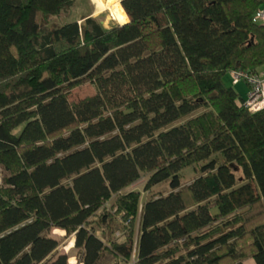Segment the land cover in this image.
Listing matches in <instances>:
<instances>
[{
  "label": "trees",
  "instance_id": "16d2710c",
  "mask_svg": "<svg viewBox=\"0 0 264 264\" xmlns=\"http://www.w3.org/2000/svg\"><path fill=\"white\" fill-rule=\"evenodd\" d=\"M77 1L0 0V264L47 263L55 230L81 264L131 262L140 193L118 199L123 244L90 220L145 173L172 192L143 205L134 264H264V110L225 81L264 67V0H120L111 28L52 25ZM83 82L96 94L71 102Z\"/></svg>",
  "mask_w": 264,
  "mask_h": 264
},
{
  "label": "rangeland",
  "instance_id": "374dc122",
  "mask_svg": "<svg viewBox=\"0 0 264 264\" xmlns=\"http://www.w3.org/2000/svg\"><path fill=\"white\" fill-rule=\"evenodd\" d=\"M120 0H116L114 5ZM122 2V1H121ZM76 6L69 12L68 16L65 17L63 20L55 19L53 20L52 25L54 24H62L65 21L72 22L77 21L85 17L91 15L92 17L96 18L101 25L105 28H111L114 24H119L118 19L117 21L113 19L108 12L103 11L106 9L104 4H100L99 0H78L75 4ZM113 8V11H114ZM123 8V7H122ZM124 10V9H123ZM125 12V11H124ZM115 16V11L113 13ZM117 18V16H116ZM227 84H231L230 79L227 78ZM235 90L239 93V88L235 87ZM97 90H95V86L90 84L89 82H83L80 86L72 88L69 90V99L71 102H78L81 99L87 97H93ZM203 164L194 166L193 168H188L182 171L181 174V185L189 186L195 178L200 176V168ZM2 176L3 171H0V187L2 184ZM150 174L145 173L142 175L141 179L129 188L123 190L119 195L112 196L100 210L97 211L95 217H93L90 222L93 228L96 230V236L100 237L104 243L107 245L112 240L113 242L121 243L126 241L127 233L130 231V224L129 221H126L123 217V213L120 214L117 212V202L118 199L121 198L122 195H127L129 193L138 192L140 193V205H139V214L135 220V227H134V236H135V244H134V255L131 262L123 261L120 257H116L112 253L106 252L101 260V264H134L135 263V256H136V244L137 240L139 239L140 233V216L141 210L143 205L151 200L158 198V196H166L172 192V188L168 182L158 184L155 187L147 189V182L150 178ZM238 178L241 177V173L237 171ZM105 216H109L108 223H103L102 220ZM111 216V217H110ZM53 236L60 241L59 249L49 258L48 262L51 263L52 260L56 259L62 253L67 254L70 257L69 263L70 264H81L78 261L77 255L79 251L74 248L75 238L72 236H67V233L63 230H55L53 232ZM47 262V263H48ZM44 263V264H47Z\"/></svg>",
  "mask_w": 264,
  "mask_h": 264
},
{
  "label": "built area",
  "instance_id": "2783aa9c",
  "mask_svg": "<svg viewBox=\"0 0 264 264\" xmlns=\"http://www.w3.org/2000/svg\"><path fill=\"white\" fill-rule=\"evenodd\" d=\"M253 21L257 24H264V6L255 13ZM231 82L238 85L240 82L247 84V98L242 105L249 112L264 110V67L257 73H249L241 69L230 71Z\"/></svg>",
  "mask_w": 264,
  "mask_h": 264
},
{
  "label": "crops",
  "instance_id": "0c3cea01",
  "mask_svg": "<svg viewBox=\"0 0 264 264\" xmlns=\"http://www.w3.org/2000/svg\"><path fill=\"white\" fill-rule=\"evenodd\" d=\"M227 78H229L230 82H231L230 74H227V76L225 78V81L227 80ZM231 84H232V82H231ZM233 87H234V89H235V87L239 88V93L236 91L238 93L239 97H242L243 99L247 98V92H248V89H249L247 84H245L243 82H240L238 85H234ZM244 264H256V261H255V259L253 257H248V258H246V260H244Z\"/></svg>",
  "mask_w": 264,
  "mask_h": 264
},
{
  "label": "bare ground",
  "instance_id": "6f19581e",
  "mask_svg": "<svg viewBox=\"0 0 264 264\" xmlns=\"http://www.w3.org/2000/svg\"><path fill=\"white\" fill-rule=\"evenodd\" d=\"M123 1V0H122ZM99 3L101 4H104V6L106 7V9H104L103 11H106L109 13V15L115 19L117 21V18L116 16L113 14L114 11H113V8H114V5L116 3V0H99Z\"/></svg>",
  "mask_w": 264,
  "mask_h": 264
}]
</instances>
